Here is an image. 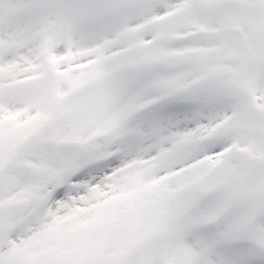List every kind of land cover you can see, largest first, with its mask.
Wrapping results in <instances>:
<instances>
[{"label":"snow or ice","instance_id":"6c2138e0","mask_svg":"<svg viewBox=\"0 0 264 264\" xmlns=\"http://www.w3.org/2000/svg\"><path fill=\"white\" fill-rule=\"evenodd\" d=\"M0 264H264V0H0Z\"/></svg>","mask_w":264,"mask_h":264}]
</instances>
